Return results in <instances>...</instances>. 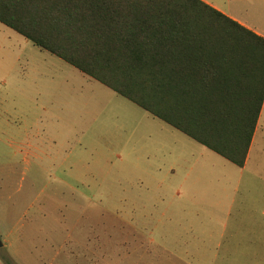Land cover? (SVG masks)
<instances>
[{
  "label": "rangeland",
  "instance_id": "374dc122",
  "mask_svg": "<svg viewBox=\"0 0 264 264\" xmlns=\"http://www.w3.org/2000/svg\"><path fill=\"white\" fill-rule=\"evenodd\" d=\"M212 1L264 30V0ZM0 240V264H264V105L240 168L0 23Z\"/></svg>",
  "mask_w": 264,
  "mask_h": 264
},
{
  "label": "trees",
  "instance_id": "16d2710c",
  "mask_svg": "<svg viewBox=\"0 0 264 264\" xmlns=\"http://www.w3.org/2000/svg\"><path fill=\"white\" fill-rule=\"evenodd\" d=\"M0 23L236 166L264 105V37L202 0H0Z\"/></svg>",
  "mask_w": 264,
  "mask_h": 264
},
{
  "label": "crops",
  "instance_id": "0c3cea01",
  "mask_svg": "<svg viewBox=\"0 0 264 264\" xmlns=\"http://www.w3.org/2000/svg\"><path fill=\"white\" fill-rule=\"evenodd\" d=\"M206 3H208L209 5L213 6L214 8H216L217 10L221 11L222 13H224L226 16L232 18L233 20L239 22L240 24H242L243 26L247 27L248 29L254 31L255 33L259 34L260 36L264 37V30H259L257 28H254L252 26H250L245 20L242 14H238L237 11H234L230 8H222L221 6H219L218 4H215L212 0H202ZM2 24V23H1ZM4 25V24H3ZM5 26V25H4ZM7 27V26H6ZM78 70V69H77ZM87 76V75H86ZM89 77V76H88ZM92 79V78H91ZM252 147V146H251ZM251 150V149H250ZM250 153V152H249ZM249 156V154H248ZM248 160V158H247ZM247 163V161H246ZM246 165V164H245ZM124 224H127L128 226H131V220L127 219H122L121 220ZM134 222V220H133ZM136 232V231H135ZM166 234V231H164V236ZM164 250H166V248H164Z\"/></svg>",
  "mask_w": 264,
  "mask_h": 264
},
{
  "label": "water",
  "instance_id": "95a60500",
  "mask_svg": "<svg viewBox=\"0 0 264 264\" xmlns=\"http://www.w3.org/2000/svg\"><path fill=\"white\" fill-rule=\"evenodd\" d=\"M3 247V243L2 241L0 240V249Z\"/></svg>",
  "mask_w": 264,
  "mask_h": 264
}]
</instances>
